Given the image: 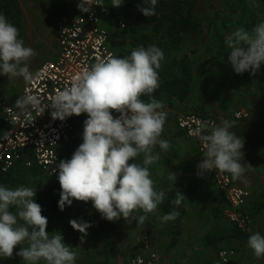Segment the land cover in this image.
I'll list each match as a JSON object with an SVG mask.
<instances>
[{"label": "clouds", "instance_id": "obj_1", "mask_svg": "<svg viewBox=\"0 0 264 264\" xmlns=\"http://www.w3.org/2000/svg\"><path fill=\"white\" fill-rule=\"evenodd\" d=\"M143 3V7L138 5V10L145 17L155 16L157 0H143ZM92 5L106 8L102 0L96 4L80 0L78 8L89 13ZM121 6L122 0H113L112 7ZM18 34L19 30L0 14V74L7 76L9 81L19 77L26 85L33 84L39 73L30 70L28 61L35 51L26 47ZM225 44L230 49L227 62L234 72H250L255 76L264 64V21L250 30L237 28L225 38ZM163 59V51L155 45L138 47L124 58L109 53L90 68H84L69 87L58 90L50 98L48 109L54 120L64 121L84 113L88 116L84 121L83 142L71 159L58 165L61 211L73 201H90L103 219L128 221L133 212H155L164 201L165 192L155 190L148 167L159 159L152 155L157 145L165 151L170 147L167 140L160 138L167 118L162 110L164 104L152 96L159 87L157 70ZM144 95L149 96L148 102L141 99ZM40 103L37 95L27 94L26 90L14 106L30 115L31 111L39 109ZM113 112L119 116L114 117ZM233 124L228 120L220 126L198 121L197 127L190 131V135L203 141L198 176L218 171L240 180L248 168H253L250 164L246 168L239 162L244 155L245 141L230 131ZM141 154L142 164L129 163ZM169 179L175 180V173L172 172ZM36 192L37 188L0 186V258H12L19 245L21 250L16 254L24 264L41 261L44 264H74L77 252L65 243L62 233L47 231L48 220L42 215V207L35 202ZM185 198L176 190L171 200L175 208L161 218L163 222L173 221L180 215L176 209ZM145 219L146 216L141 215L138 222L143 223ZM69 223L84 235L92 226L82 220ZM247 246L257 258L264 257V235L252 234Z\"/></svg>", "mask_w": 264, "mask_h": 264}, {"label": "crops", "instance_id": "obj_2", "mask_svg": "<svg viewBox=\"0 0 264 264\" xmlns=\"http://www.w3.org/2000/svg\"><path fill=\"white\" fill-rule=\"evenodd\" d=\"M161 1L163 0H157V3ZM17 2L18 39L23 40L24 45L32 49L36 45L46 47L50 57L55 60L59 52L57 24L61 20L72 21L82 14L78 8L80 0ZM125 3L126 0H122V6L117 9L118 13H124ZM138 5L143 7V0ZM138 5L129 15H133L137 21H142ZM103 18L105 21L104 14ZM105 25L107 26L106 21ZM121 25L111 28V37L125 47V50L132 49L133 45L147 48L165 43L173 45L177 42L174 38L165 37L163 32L156 36L152 24L136 25L139 28L136 31ZM211 41L212 39H209L212 46ZM217 45L218 43L213 45L214 50H211L208 61L204 62L205 66L202 62L198 64L206 92L189 106L193 113L216 119L217 126L222 125L225 120L234 122L230 131L245 141L244 155L239 162L246 168L248 164L253 168H248L244 176L234 182L251 193L248 204L241 209L251 217L247 229L244 230L246 237L239 239L232 236L234 225L227 217L230 205L216 186L213 177L209 174L203 177L197 175V165L201 161L198 143L176 127L177 119L184 114L187 105L173 100V106L163 102L162 109L167 113L164 124L165 140L169 142L170 147L165 151L161 166H148L150 174L163 167L160 173L162 177L151 178L155 190L165 192L164 201L158 205L155 212L145 214L138 210L132 213L128 221L121 218L109 222L101 217L90 201H73L70 207L66 206L61 211L58 206L61 186L50 176L42 174L37 168L28 169L22 165H18L6 175L0 173V186L8 188L17 175H24L25 178L32 174L43 177L38 185L46 193L49 191L50 197H42L39 193V196H35V202L42 207V215L48 220L47 231L61 232L65 243L77 252L74 264H124L137 254L140 249L137 242L145 237L150 239L153 250L160 255L157 264H225L218 253L221 248L226 247L237 252L227 264H264V257L257 258L247 246L252 234L258 232L264 235V73L259 70L255 76L250 72L236 74L228 62L224 65V62L213 59L219 57ZM202 46L201 39L189 35L183 39V45L176 53H192L195 61H203L205 55L201 54ZM117 54L120 56V53ZM168 61H172L169 55L165 57L163 64L167 65ZM227 65L232 69L230 73L225 72ZM203 67L206 69L203 70ZM0 89V100L5 99L8 102L17 100L23 90L20 88L19 94L13 93L10 88L4 86L2 74ZM238 112L248 113L249 116L238 120L235 117ZM3 129L4 126L1 127V130ZM139 157H142V154ZM172 172L175 173V180L169 179ZM176 190L186 197L176 209L180 215L173 221L163 222L161 218L175 208L171 200L175 197ZM11 211L15 212V208ZM141 215L146 216L143 223L138 222ZM70 220H82L92 226L87 230V235H84L71 227ZM141 249L142 253H145L144 247ZM20 250L21 246L18 245L14 249L13 257L0 258V264H24L22 258L16 254Z\"/></svg>", "mask_w": 264, "mask_h": 264}, {"label": "built area", "instance_id": "obj_3", "mask_svg": "<svg viewBox=\"0 0 264 264\" xmlns=\"http://www.w3.org/2000/svg\"><path fill=\"white\" fill-rule=\"evenodd\" d=\"M96 4L98 0H90ZM125 27V25H121ZM64 29H68L63 33ZM58 57L47 61L36 71L38 79L33 84L24 85L22 95L35 94L40 98V107L25 115L14 105L15 102L1 101L0 115L4 129L0 131V173L8 174L18 165L28 169L37 168L42 174L58 181V165L61 161L71 159L64 154V149L74 146L75 140H82L84 121L87 114L72 116L64 121L54 120L48 109L50 98L58 90L69 87L73 78L84 68H90L98 59L109 53L121 58L110 44L111 29L105 25L101 7L92 5V11L83 13L72 21L61 20L57 24ZM114 117L119 114L113 112ZM248 113L238 112L235 117L240 120ZM210 122L217 125L216 119L198 113H184L179 116L176 127L189 139L198 143L201 160L203 158V141L190 131L197 127V122ZM143 155V154H142ZM57 166V167H56ZM230 205L228 219L240 229L246 230L251 217L241 209L248 204L251 193L237 185L229 173L213 171L209 173ZM145 254L135 256L126 264H157L159 257L153 250L151 241L145 237ZM233 250H222L220 259L227 264L235 256Z\"/></svg>", "mask_w": 264, "mask_h": 264}, {"label": "trees", "instance_id": "obj_4", "mask_svg": "<svg viewBox=\"0 0 264 264\" xmlns=\"http://www.w3.org/2000/svg\"><path fill=\"white\" fill-rule=\"evenodd\" d=\"M141 0H126L123 5L124 13H118L115 7H112V3H104L101 7L102 14L105 15V21L107 26L111 29L121 24H125L126 27H130L131 31L139 30L136 25L152 24L156 36L165 33V37H171L177 40L176 44L165 45L157 44L164 53V59L161 61V67L157 70L159 75V87L152 94V96L162 102H168L170 106H173V100H177L181 105H187L184 113H193L189 106L193 104L199 96L206 91L203 89L204 82L200 75V62L208 61L211 50H214L213 45L218 43L219 53H223V45H220L219 35L214 33L213 22L208 30V38L212 39V46L209 44L202 46L201 54L204 56L203 61L195 59L192 53H183L177 55L183 45V39L189 35H196L200 32L202 26L200 20L195 15L196 0H163L155 7V16L144 18L141 15L142 21H137L133 15H129L131 10L135 9ZM0 14L4 15L7 20L17 28L18 18V2L17 0H0ZM164 28V29H163ZM18 29V28H17ZM138 48L133 45L132 49H126L120 53V57L124 58L130 56L131 51ZM198 51L195 52L197 54ZM170 56L172 61L165 62V57ZM173 55V56H172ZM176 55V56H175ZM219 56L220 54L217 53ZM205 66V64H204ZM204 70V67L202 68ZM203 75V74H202ZM145 102L149 101V96L144 95L141 97ZM4 126V121L0 117V130ZM73 146H68L67 151H74ZM66 153V152H65ZM70 153V152H69ZM234 225L232 236L239 239L246 237L244 230L240 229L237 225Z\"/></svg>", "mask_w": 264, "mask_h": 264}, {"label": "rangeland", "instance_id": "obj_5", "mask_svg": "<svg viewBox=\"0 0 264 264\" xmlns=\"http://www.w3.org/2000/svg\"><path fill=\"white\" fill-rule=\"evenodd\" d=\"M195 12H196L195 13L196 17L200 20L202 26L200 33L195 35L196 38L202 40L203 46L209 44L208 30L210 29L211 23L213 22L214 33L219 35L220 45L221 46L223 45V49H224L222 50V52L224 51L222 54L218 53L220 54L219 57H215L213 59L222 61L224 62V65H226L227 57L230 53V49H228V47L225 44V38L228 35H230L233 31H235L237 28L243 27L246 30H250L252 27L256 25V23L264 21V0H196ZM109 44L115 52L121 53L123 52V50H125V47L121 46L114 37L110 38ZM33 50L35 51V55L28 61V64L30 70L33 71L34 73H36V71L45 62L49 61L50 59L54 60L50 57V52L49 50L46 49V47L36 45V47H34ZM225 67H226L225 68L226 73L227 72L230 73L232 71V69H230L228 65ZM204 69H206V67ZM260 70L264 73V64L261 65ZM3 83L4 86L10 88V90L15 94H19L20 88L22 89L25 85V82L23 81L22 78L18 77L9 81V78L4 75H3ZM0 93H2L1 89H0ZM3 100L5 99H1L0 102ZM160 138L165 140V126L163 127V132ZM82 142L83 140H75V144L73 146L75 150L69 151L70 152L69 153L67 151V148H65L63 151L64 154L72 156ZM152 155L159 157V159L156 160L153 164L157 166H161L165 159V150H161L157 145L154 148ZM142 161H143V155L142 157H139L138 159L135 160V162L138 164H142ZM129 163L131 164L134 162L129 161ZM162 168L158 170V172L155 171L154 173H151L150 178L158 179L162 177V175L160 174ZM21 176L19 177V175H17L14 180L12 179L9 185L10 189H15L20 186L31 187L34 190L37 188L36 196H39L40 193L42 197H50L49 191H47L46 193V191L42 190L41 189L42 187L38 185V183H40L41 181L40 179L43 177H40L39 175L35 176L33 174L29 175V177L27 178H25L24 175ZM143 240L145 241V238L144 239L140 238V240H138L137 243L140 249L138 250L137 254L130 257L129 260L134 258L135 256L145 254L142 253V249H141V247H144ZM222 250H233L236 252L235 249L226 247V248H221L219 250V253ZM157 255L160 261V255L158 253ZM233 258L230 261H232Z\"/></svg>", "mask_w": 264, "mask_h": 264}]
</instances>
